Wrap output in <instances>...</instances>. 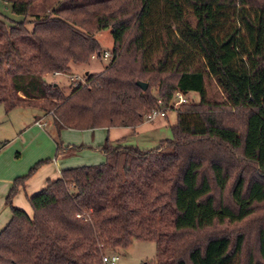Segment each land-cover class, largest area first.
<instances>
[{"label":"trees","instance_id":"1","mask_svg":"<svg viewBox=\"0 0 264 264\" xmlns=\"http://www.w3.org/2000/svg\"><path fill=\"white\" fill-rule=\"evenodd\" d=\"M0 2L22 17L7 24L0 13L6 113L39 108L58 134L134 129L159 100L166 117L176 113L171 138L154 149L106 138L103 163L64 169L27 197L32 216L12 200L50 160L16 178L5 199L11 217L0 231V264H103L134 241L155 243L146 264H264V0ZM231 10L237 23L220 37L218 18ZM107 29L113 49L104 71L74 82L68 95L46 80L100 59L95 36ZM231 45L238 66L223 55ZM207 76L223 91L221 103L208 100ZM176 92L199 101L175 109ZM253 218L251 234L245 224Z\"/></svg>","mask_w":264,"mask_h":264},{"label":"crops","instance_id":"2","mask_svg":"<svg viewBox=\"0 0 264 264\" xmlns=\"http://www.w3.org/2000/svg\"><path fill=\"white\" fill-rule=\"evenodd\" d=\"M47 117L49 116H36L30 123H22L20 129L17 127L18 131L13 139L0 141V231L11 217L9 208L5 206V199L14 180L26 175L37 162L50 160L32 175L12 200L13 207L24 211L28 216H32V210L27 197L43 190L49 181L58 179L64 169L103 163L105 159L101 148L106 138L111 144L117 143L128 136H134L146 124L144 122L134 129L63 130L58 134ZM37 121L45 125L38 126ZM174 121L176 122V116ZM166 123L169 128L172 126L168 116L158 122L163 125ZM57 141L61 143L59 152H56ZM2 143L4 144L1 145ZM77 146L84 148L76 150Z\"/></svg>","mask_w":264,"mask_h":264},{"label":"rangeland","instance_id":"3","mask_svg":"<svg viewBox=\"0 0 264 264\" xmlns=\"http://www.w3.org/2000/svg\"><path fill=\"white\" fill-rule=\"evenodd\" d=\"M253 1L255 2L257 0ZM0 13L7 24H9L10 20L14 22H20L22 20V17L15 16L11 13L9 5L1 2ZM186 13L187 22L194 27L196 25L195 19L192 17V14L189 10H186ZM225 14V16L218 18L220 24L215 28V34L220 37L227 34L237 23L235 18L236 12L234 10L227 11ZM173 29L175 30L174 26ZM95 39L102 49V57L100 59L91 58L87 64L73 65L71 67V71L66 75H49L46 77V80L49 83L58 84L64 94L68 95L71 91V84L78 81H84V77L88 74H96L104 71L110 64L111 52L113 49L111 30L107 29L97 33ZM103 53H109V57L104 59ZM223 55L234 66H238L240 52L236 50L234 45H231L229 48L224 50ZM242 59L245 60L244 58ZM206 90L209 101L221 103L224 100L223 91L219 88L216 81L208 76L206 77ZM187 98L189 103H196L199 101V96L196 93H189ZM36 116H43V113L39 108L33 106H22L18 108H12L8 113H6L4 106L2 103H0V141L4 142L6 139H13L16 131H18L17 129H20L22 123H30ZM167 116L169 117L170 124L173 125V123H175V111L168 112ZM164 119L165 118L158 117L153 121L145 122L146 124L142 126L144 127L143 130H139L137 134H133L134 136H128L114 144L123 146L136 145L141 149H154L159 146L160 141L171 138V132L168 124H158V122ZM47 121L52 123L50 116L47 117ZM253 220L254 218L252 221L245 224V229H248V232L251 234L255 233L256 227L258 225V222ZM114 253L120 256L118 264H146V262H150L155 259L156 247L154 242L134 241L129 248L125 250L118 249Z\"/></svg>","mask_w":264,"mask_h":264},{"label":"built area","instance_id":"4","mask_svg":"<svg viewBox=\"0 0 264 264\" xmlns=\"http://www.w3.org/2000/svg\"><path fill=\"white\" fill-rule=\"evenodd\" d=\"M108 57H109V53L103 54L104 59H107ZM92 59H95V57L93 56ZM185 103H187V97L181 92H176L174 95V99L171 103L172 104L171 106L175 109H178L181 104H185ZM158 104L161 105V108L153 109L148 114H146L144 117L145 122L153 121L158 117H162V118L166 117V110L162 106L160 100L158 101ZM36 125L44 126L45 124L40 121H37ZM119 260H120V256L116 253L106 254L102 257L103 264H118Z\"/></svg>","mask_w":264,"mask_h":264},{"label":"water","instance_id":"5","mask_svg":"<svg viewBox=\"0 0 264 264\" xmlns=\"http://www.w3.org/2000/svg\"><path fill=\"white\" fill-rule=\"evenodd\" d=\"M137 86L140 87L143 91L147 89V83L137 82Z\"/></svg>","mask_w":264,"mask_h":264}]
</instances>
